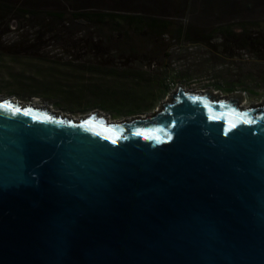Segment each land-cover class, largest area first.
Listing matches in <instances>:
<instances>
[{"label": "water", "instance_id": "obj_1", "mask_svg": "<svg viewBox=\"0 0 264 264\" xmlns=\"http://www.w3.org/2000/svg\"><path fill=\"white\" fill-rule=\"evenodd\" d=\"M179 86L150 116L0 99V264H264V101Z\"/></svg>", "mask_w": 264, "mask_h": 264}, {"label": "rangeland", "instance_id": "obj_2", "mask_svg": "<svg viewBox=\"0 0 264 264\" xmlns=\"http://www.w3.org/2000/svg\"><path fill=\"white\" fill-rule=\"evenodd\" d=\"M10 1L16 8L56 10L53 0ZM87 2L103 10L165 17L178 13L182 18L176 21L192 23L190 39L196 42L166 38L157 45L149 40L136 43L137 55L122 60L119 54L105 57L103 67L97 68L101 74H91L92 58L82 48L106 41L103 31L95 39L77 21L68 27L40 15L18 20L11 16L0 21V99L47 107L75 120L98 114L113 122L150 116L179 86L228 98L242 94L244 107L246 100L249 107L264 101V60L242 49L240 38L230 42L210 32L221 24L263 22L264 0H72L77 7ZM105 70L114 72L108 76ZM37 82L47 88L36 90ZM164 86L170 91L162 96Z\"/></svg>", "mask_w": 264, "mask_h": 264}, {"label": "trees", "instance_id": "obj_3", "mask_svg": "<svg viewBox=\"0 0 264 264\" xmlns=\"http://www.w3.org/2000/svg\"><path fill=\"white\" fill-rule=\"evenodd\" d=\"M53 1L52 6H55L56 10L43 11L34 7L16 8L11 5L10 0H0V21L11 16L12 19L18 20L26 16L34 18L40 15L45 20H60L59 22L69 24L68 27L77 21L89 29L95 35V39H98V36H101L100 31H103L108 36L106 41L97 40L98 43L93 44L95 47L82 48V50H87V55L92 58L89 61L94 68L89 71L91 74H101L97 68L102 66L105 57L115 58L119 54V59L122 60L137 55L139 44L136 43L143 44L149 40L157 45L163 43L166 38L176 41L185 39L190 43L196 42L190 39V33L194 30L192 23L185 25L183 22L176 21V18L181 17L178 13H169L165 17L156 12L141 14L116 9L113 11L103 10L100 7L89 6L92 4L89 2H87L88 5L77 7L72 4V0ZM212 30L230 42H236L240 38L244 42L241 46L242 49L255 52L261 60H264V21L221 24L216 29H211L210 32ZM260 36L261 39H258ZM108 72L110 73H107V70L104 71L108 76H111L114 71ZM34 87L36 90L47 88L46 85L38 82ZM49 89L56 90L53 85H50ZM169 91V86L162 87V96L168 94Z\"/></svg>", "mask_w": 264, "mask_h": 264}, {"label": "bare ground", "instance_id": "obj_4", "mask_svg": "<svg viewBox=\"0 0 264 264\" xmlns=\"http://www.w3.org/2000/svg\"><path fill=\"white\" fill-rule=\"evenodd\" d=\"M36 106H38V105H36ZM111 122H113V121H111Z\"/></svg>", "mask_w": 264, "mask_h": 264}]
</instances>
